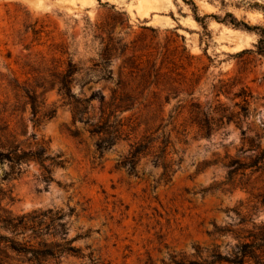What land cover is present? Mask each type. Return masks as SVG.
Returning <instances> with one entry per match:
<instances>
[{
  "label": "rangeland",
  "instance_id": "1",
  "mask_svg": "<svg viewBox=\"0 0 264 264\" xmlns=\"http://www.w3.org/2000/svg\"><path fill=\"white\" fill-rule=\"evenodd\" d=\"M227 14L258 29L236 28ZM261 30L264 0H0V143L42 145L56 162L44 163L49 182L37 162L22 163L13 179H3L9 169L0 164V188L13 197L0 206L15 215L73 208L66 237H78L72 245L81 255L61 264H162L196 246L204 256L233 252L251 222L264 223V173L229 178L225 167L247 161V139L264 147ZM67 62L78 68L76 97L97 92L106 103H131L119 115L128 140L101 156L50 84ZM241 89L251 96L246 118L223 120L208 135L190 124L195 106L238 112L243 102L233 94ZM26 91L43 101L35 118ZM91 105L97 117L99 102ZM161 134L170 137L166 162L178 165L164 174L146 155L136 175L117 167L130 143L149 137L156 151ZM243 217L250 220L241 224Z\"/></svg>",
  "mask_w": 264,
  "mask_h": 264
},
{
  "label": "trees",
  "instance_id": "2",
  "mask_svg": "<svg viewBox=\"0 0 264 264\" xmlns=\"http://www.w3.org/2000/svg\"><path fill=\"white\" fill-rule=\"evenodd\" d=\"M229 23L246 31L257 30V27L248 26L241 21H236L230 14ZM197 22V16H194ZM257 53L264 54V31L261 30L260 38L257 42ZM248 50L241 51L245 53ZM78 73L75 64L67 62L64 70L53 72L51 74V86L57 88V93L64 99V104L70 108L72 122H81L87 127V131L91 137H96L94 143L95 150L101 156L106 150L119 140H128L123 135V123L119 115L124 110L131 109V103L127 96H119L112 98L111 103L104 102V97L97 92L92 93L87 98H79L71 93L70 85L73 82V76ZM27 102L31 108L32 117L35 118L43 106V101L38 102V97L30 92H25ZM241 97L243 105L239 107L238 112L228 111L219 104L213 110L207 112L195 106V110L190 112V124L196 125L200 131L208 135L214 126H218L226 120V122H239L240 118H246L248 113V97L249 94L241 89L239 93L233 94V99ZM117 99V102L115 100ZM93 100L99 102L98 116L94 115L95 109L91 105ZM237 106V104H235ZM54 110L42 113L43 118L50 119L54 116ZM171 121L175 119L170 117ZM37 122V119L35 120ZM259 139V137H256ZM256 140V139H255ZM154 140L149 137L129 144V150L126 155L122 156L117 167L124 168L128 174L136 175V166L141 157L146 155L152 156V164L154 166L161 165L164 174L170 171L171 165H178V161L166 162V149L170 144L169 134H161L160 145L156 151H153ZM247 152L250 156L247 161H239L230 159L225 165L227 176L232 178L236 174L245 176V171L249 174L264 173V147L261 148L260 141L247 139ZM242 151L241 153H246ZM55 158L46 155L44 146L40 145L36 150H21L16 144L0 143V164L8 165V172L5 173L3 179H13L20 175L19 166L27 161H33L40 164L45 174V181H51L50 169L44 165L46 161L55 164ZM7 199L9 203L13 202L12 192L10 189L4 190L0 188V200ZM260 203L264 205V197ZM73 208H69L68 212L62 209H46L32 210L21 215H15L8 209L0 206V264H61V258L69 256H80V250L72 245L76 238L67 239V229L69 227L66 217L73 214ZM250 220V219H249ZM244 217L239 219L241 224L249 221ZM251 229L245 231V242H239L235 245L233 252L222 255L217 251L208 252L204 256V252L199 247L194 248V252L190 255L184 253H172L168 255V262L162 264H264V223L255 224L251 222ZM217 229V228H216ZM222 233V230L217 229Z\"/></svg>",
  "mask_w": 264,
  "mask_h": 264
}]
</instances>
